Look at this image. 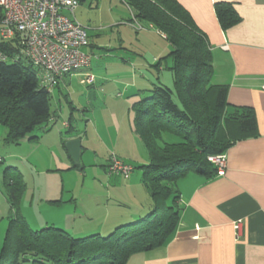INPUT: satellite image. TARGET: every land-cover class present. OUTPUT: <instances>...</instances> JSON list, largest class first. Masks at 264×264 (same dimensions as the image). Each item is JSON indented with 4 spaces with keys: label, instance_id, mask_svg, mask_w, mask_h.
<instances>
[{
    "label": "crops",
    "instance_id": "0c3cea01",
    "mask_svg": "<svg viewBox=\"0 0 264 264\" xmlns=\"http://www.w3.org/2000/svg\"><path fill=\"white\" fill-rule=\"evenodd\" d=\"M177 1L191 14L211 46L215 68L213 83L228 87L227 103L229 105L247 106L255 110L258 129L255 136L238 141L226 151L228 165L224 176L207 179L200 174L190 172L178 181L181 212L179 225L174 235L163 247L131 256L127 264H264V0ZM221 2L232 4L240 18L239 22L227 29L222 28L215 11V5ZM125 5L130 9L127 4ZM134 19L133 15V20H129L128 23L138 21L142 24L143 22ZM132 25L131 23L129 27L135 29ZM151 28L155 26L152 25ZM158 33L167 41L164 35L159 31ZM143 37L141 36L142 39ZM224 46L228 48L224 49ZM122 49L125 52L128 51L124 46V40H122ZM170 51L165 47L155 57V60L159 58L157 64L160 63V66L156 68L158 73L170 72L167 69L170 60L164 59ZM100 70L99 64L93 65L92 58V64L88 70L66 76L53 94L57 92L58 96L65 95L73 79L80 78V84L90 89V91L86 90L85 94L90 99H87V106L82 110L84 115H89L94 112L91 111L93 100L90 96L98 95L97 89L102 93L104 91V86L96 88V83L104 79ZM85 73L95 75L93 85L82 83ZM157 83H160L159 78L151 88L137 89L132 95L137 98L134 103L144 99L148 94L146 91L152 89ZM127 86L135 88V83L127 84ZM121 96L119 94V97ZM73 104L74 102L70 103V107L74 111L82 107H76ZM132 106H128L127 109L129 114L133 113V120ZM58 117L56 113L49 126L35 133L37 139H29L32 144H44L46 150L53 155V158L46 163L47 171H39V174L42 172L57 174L77 169L83 174L88 168L97 170L87 189L88 197L92 202L80 208L74 197L73 188L70 186L71 188L67 189L69 186L64 181L60 193L53 189L45 201L40 199L35 204L34 200H31L28 211L22 208V213L20 205V213L29 226L37 231L47 227L62 229L75 238L96 234L104 237L117 227L129 224L150 212L153 201L143 183L142 169H140L142 176H135V182H130L123 187L127 193L118 192L120 187L115 185L122 176L111 172L109 158L105 164H102L97 150H94L93 154L96 159H100L97 160L100 164L87 167L84 163H80L82 156L91 150L89 136L74 125L73 114H70L68 121L64 120L60 124L64 128V134L62 128L55 125ZM88 122L91 121L88 120ZM53 125L55 126L52 127ZM121 134L114 138V148L124 144L127 150L121 151L116 148L117 157L129 162L133 168L136 164L139 166L148 164V151L133 130V122L132 129L129 132L124 131L122 137ZM75 139H81L82 144L78 161L72 159L66 148V143ZM141 146L145 149L143 157H137L133 154L134 149L136 151ZM30 166L32 170L38 169L33 164ZM135 169L128 179L122 178L125 181L131 180ZM143 189L146 191L145 196L142 194ZM104 190L105 193H103ZM66 191L68 196L65 195ZM115 194L119 198L121 194H125V198L128 199L115 200L117 207L114 206L112 210L109 206ZM103 196H107L109 202L103 203ZM238 220L243 221V232L237 241L233 226Z\"/></svg>",
    "mask_w": 264,
    "mask_h": 264
},
{
    "label": "trees",
    "instance_id": "16d2710c",
    "mask_svg": "<svg viewBox=\"0 0 264 264\" xmlns=\"http://www.w3.org/2000/svg\"><path fill=\"white\" fill-rule=\"evenodd\" d=\"M124 1L135 19L155 26L171 46L164 59L170 60L173 87L157 83L132 106L134 131L149 154V163L137 168L143 171L153 208L106 237L75 238L54 227L33 230L20 213L23 175L9 167L13 172H6L5 178L14 215L0 264H127L135 254L165 246L180 221L178 181L190 172L207 179L217 176L208 156L257 134L255 110L229 105L228 87L213 83L212 49L191 14L177 0ZM215 11L223 29L239 22L230 3H217ZM0 49L9 55L16 51L11 41H0ZM51 99L29 62H0V126L6 128L8 143L37 139L36 131L49 126L56 115Z\"/></svg>",
    "mask_w": 264,
    "mask_h": 264
},
{
    "label": "rangeland",
    "instance_id": "374dc122",
    "mask_svg": "<svg viewBox=\"0 0 264 264\" xmlns=\"http://www.w3.org/2000/svg\"><path fill=\"white\" fill-rule=\"evenodd\" d=\"M79 2V8L76 10V20L88 29L89 47L85 51L92 56L94 66L99 64L104 79L96 83V88L104 86V91L102 93L97 89L98 95L93 94L90 96L93 100L91 111L94 112L89 115H84L82 110L85 109L83 107L87 106V99H90L85 95L86 90L90 91V89L80 84V78L73 79L71 86H68L69 90L64 93L65 95L58 96L57 92L54 93L51 103L52 110L59 116L55 124L57 127L62 128L64 131L60 124L64 120L68 121L70 114H73L74 125H77L78 129L85 135L88 134L91 150L89 153L86 152L80 160V163H84L88 167L89 165L100 164L97 160L102 159L103 163H101L105 164L112 155L117 156L116 148L121 151L127 150V146L124 144L114 148L113 140L118 134L122 133V137L124 131L129 132L132 129L133 113L129 114L127 108L128 106L131 107L134 101L137 100L136 97H132L134 92L143 87L151 88L152 84L158 81V78L160 83L173 87V79L171 72L158 73L154 66L159 60V58L155 60V57L165 47L169 48L170 51V44L162 39L155 28L150 27V23L143 21L144 30L138 32L136 29L129 27L135 21L128 23L129 20H133V12L125 5L124 0H79ZM141 36H144L143 39ZM122 40H124L127 52L122 49ZM93 47L97 49H92ZM133 83H135V88H128L127 84ZM119 94L122 96L119 97ZM72 102L76 107L82 106L76 108L80 112L74 111L70 107ZM88 120L91 122L89 123ZM95 125L96 127H94ZM36 132L38 133L39 130ZM6 136V128L0 126V158L2 161L4 160L0 164V253L6 238L10 218L14 215L7 196V179L5 178L6 172H13L12 170L7 171L9 167L16 168L21 172L26 184V190L20 204L22 213V208L24 211L30 209L31 200H34L35 204L40 199L45 201L53 189L60 193L64 181L69 186L67 189L73 188L74 197L80 208L86 204L89 205L92 200L88 197L87 189L93 181L92 177L98 172L97 170L94 171L93 168H88L83 174L78 171L79 169L63 173L58 172L57 174L48 172L39 174V171H47L45 170L46 163L53 158V155L46 150L44 144H32L28 137L22 139L19 143H8ZM94 150H97L100 159H96L93 154ZM143 150H145L143 146L138 147V150L135 151L134 149L133 154L137 157H143ZM124 162L131 165L127 161ZM32 164L38 169L33 168L32 170L30 166ZM137 167L139 165L136 164L135 173L131 180L125 181L122 177L120 178V181L115 185L120 187L118 192L127 193L123 187L130 182H135V176H142V171ZM105 192L104 190L103 193ZM142 194L146 195L145 189H143ZM65 195L68 196L67 191ZM112 197L109 206L112 210L116 205L115 200L122 201L121 199H123V201H126L124 199H128L125 198V194H121V198L117 197L116 194ZM102 202H109L107 196H103ZM138 220L135 219L134 222Z\"/></svg>",
    "mask_w": 264,
    "mask_h": 264
},
{
    "label": "built area",
    "instance_id": "2783aa9c",
    "mask_svg": "<svg viewBox=\"0 0 264 264\" xmlns=\"http://www.w3.org/2000/svg\"><path fill=\"white\" fill-rule=\"evenodd\" d=\"M79 5V0H0V41H11L16 47L12 55L0 49V62H29L37 71L40 86L51 94L66 76L88 70L92 56L84 51L88 29L75 18ZM132 26L137 31L144 30L138 21ZM82 83L93 85L95 76L85 73ZM208 162L217 168L218 177L225 175L226 152L208 156ZM133 169L119 157L111 156L112 173L128 179ZM233 227L238 241L243 221H236Z\"/></svg>",
    "mask_w": 264,
    "mask_h": 264
},
{
    "label": "water",
    "instance_id": "95a60500",
    "mask_svg": "<svg viewBox=\"0 0 264 264\" xmlns=\"http://www.w3.org/2000/svg\"><path fill=\"white\" fill-rule=\"evenodd\" d=\"M66 148L74 161H78L81 156V139H75L66 143Z\"/></svg>",
    "mask_w": 264,
    "mask_h": 264
}]
</instances>
